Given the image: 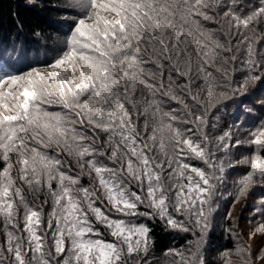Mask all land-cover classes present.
Here are the masks:
<instances>
[{"label": "snow or ice", "instance_id": "snow-or-ice-1", "mask_svg": "<svg viewBox=\"0 0 264 264\" xmlns=\"http://www.w3.org/2000/svg\"><path fill=\"white\" fill-rule=\"evenodd\" d=\"M65 11L75 14L62 54L45 70H15L0 54L10 69L0 71V264H155L149 222L194 237L165 250L171 264H208L229 170L248 169L233 182L236 202L264 186V121L242 139L209 124L225 102L264 85L255 47L264 0L246 14L240 0H69ZM241 148L251 155L232 160ZM257 215L250 238L264 235V197ZM233 254L220 252L221 264H234ZM235 254L264 264V247L241 242Z\"/></svg>", "mask_w": 264, "mask_h": 264}, {"label": "trees", "instance_id": "trees-1", "mask_svg": "<svg viewBox=\"0 0 264 264\" xmlns=\"http://www.w3.org/2000/svg\"><path fill=\"white\" fill-rule=\"evenodd\" d=\"M255 0H240L241 7L245 9V13L248 5H254ZM68 6L67 0H0V54L3 55L4 59L9 64H13V68L18 70L15 62L9 58L7 50L9 49H22L25 54L21 56L25 61L30 63H50L54 58L53 53L57 51L58 40L64 37L68 30L67 23L65 22L66 16L70 13L66 12L65 9ZM238 10H240L238 8ZM209 28L217 27L215 24L205 22ZM258 34H264V24L258 26ZM261 42L256 43V59L260 60L264 57V48L259 50ZM264 43V42H263ZM42 55L34 56L32 59H28L30 54ZM3 63H0V71H8ZM242 77L237 76L239 80ZM264 85H254L249 88L248 95L244 98H234L231 101L225 102V105H221L218 111H213L209 114V124H215L218 131L216 135L221 134L224 130H227L232 124L237 125L239 114L242 112L243 107L238 105H244L251 101L250 95L254 92L263 90ZM147 95V94H146ZM139 98V97H138ZM239 101V102H238ZM172 107L179 108L180 106L173 103ZM228 113V114H225ZM106 138V137H105ZM63 160L69 159L63 155ZM61 159V158H60ZM73 166V164H71ZM3 167V162L0 161V169ZM74 167V166H73ZM75 173H77L75 171ZM86 177V176H85ZM85 177L82 179L85 181ZM83 186L89 187L92 182L89 179L86 183L82 182ZM17 185L22 187L27 198L33 203L37 204V201L32 198L28 193L27 186L17 181ZM261 197H264V186L260 189ZM99 206V205H98ZM51 209L48 208L47 211ZM93 222L94 217H92ZM99 227L103 233V238L109 241V237L105 238L107 229L102 225H95ZM150 227H154L152 238L154 240L153 250L150 258L155 261V264H163L165 259H170L164 255L165 250L170 248L183 249L188 245L189 241L194 240V237L190 233H179L166 232L161 227L154 226L149 222ZM0 235H3V222L0 220ZM225 237L223 238V236ZM209 243L207 245V253H211V249L215 245L220 246L223 250H232L234 244L232 238L223 232V229H214L210 233ZM3 238L0 242H3ZM208 264H219L215 259V256L211 253L206 255ZM171 261V260H170Z\"/></svg>", "mask_w": 264, "mask_h": 264}, {"label": "rangeland", "instance_id": "rangeland-1", "mask_svg": "<svg viewBox=\"0 0 264 264\" xmlns=\"http://www.w3.org/2000/svg\"><path fill=\"white\" fill-rule=\"evenodd\" d=\"M255 1L257 2V0ZM68 3L69 0H67V4ZM254 4L256 3L254 2ZM70 14H75V13H70ZM62 47L63 46L58 43L57 51L53 53L55 54L54 58H56L59 54H62V52L59 51V49H61ZM262 48H264L263 42L260 43L259 50ZM7 52L9 58H11L12 61L15 62V64L17 65L18 71H26L30 67H40L41 70H45L44 65L49 64V63H42V61L31 64L29 61H25L23 58H21V56H24L25 54V52L22 49L11 48L7 50ZM34 56L39 57L42 55H34L32 53L28 56V59H32L34 58ZM262 98H264V88L261 91H257L251 94L250 95L251 101L249 103H246L244 105H241L240 103V105H238L239 107H243L242 112L239 114V119L236 122L237 125L235 123L231 125L236 139H242L247 134V131L249 129H254L256 125H258L261 121H264V107L258 106L259 101ZM249 108H252L253 110L250 113L246 114L244 110ZM48 110L61 111V109L57 106H51L49 107ZM37 147H39V145H37ZM57 151H59V149L54 147L49 151L48 154L55 155ZM232 152H233V155L231 156L232 160H239L243 156L251 155V153L246 151L244 148H241L240 150L232 149ZM64 156L66 157V159H69L70 163L73 164L74 166V167L72 166L71 168L72 173H75V171L78 172V169L76 168L75 164L72 162L71 158L68 157L66 154ZM59 158L62 159V157ZM15 159L16 158L13 157V161H15ZM16 168L18 171L19 165H16ZM246 170H248L247 166L244 165H237L236 167L229 170V174L226 177V182L222 187L219 188L217 192V199L213 205L216 208V211L214 212L213 228L223 229V232L228 234L232 238L234 248L231 251L234 254L232 255L231 259L234 262V264H241L240 256L235 254L236 249L238 246H240L241 242L249 244L254 249L257 250L261 247H264V235L257 234L256 236L250 238V233L253 231L256 221L260 219L259 215L253 218V211H254V206H257L258 201L261 199L260 189L263 186H256L255 188L252 189V191L249 192L246 198H241L239 202L235 201V189L233 187V182L237 180L240 176H242ZM16 174L17 172L14 171L13 175ZM87 179L88 178L85 177V181L82 180V182L86 183ZM90 186H93V184H91ZM95 187H98V184L95 185ZM229 211H232L233 214L231 219L226 218ZM226 229H233L235 235L233 233L226 231ZM178 234L179 233H177V235ZM106 237H109V241L113 240V237H111L109 233H106L105 238ZM224 237L225 235L223 236V238ZM2 238L3 235H0V240ZM2 243L3 242H0V244ZM223 251H224L223 248H221L218 245H215L213 249H211V251L209 252H211L213 256H215V259L219 262V264H221V261L219 260V254L220 252ZM211 253H207V254L210 255ZM171 262H172V258L165 259L163 264H171Z\"/></svg>", "mask_w": 264, "mask_h": 264}]
</instances>
